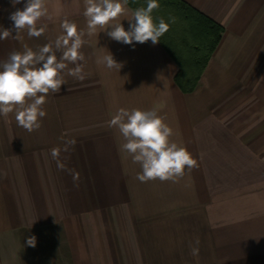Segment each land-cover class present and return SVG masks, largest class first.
<instances>
[{
	"label": "crops",
	"instance_id": "1",
	"mask_svg": "<svg viewBox=\"0 0 264 264\" xmlns=\"http://www.w3.org/2000/svg\"><path fill=\"white\" fill-rule=\"evenodd\" d=\"M183 1L224 28L190 93L160 42L123 44L102 29L87 36L84 0H45L52 19L37 27L46 31L30 38L24 30L22 39L9 16L26 0H0V28L13 35L0 40V63L25 44L35 51L53 42L65 18L86 41V78L65 70L38 130L0 115V264H264V0ZM108 51L120 71L97 64ZM119 108L155 109L198 167L175 183L137 180L140 165L109 126ZM55 147L77 181L57 168Z\"/></svg>",
	"mask_w": 264,
	"mask_h": 264
},
{
	"label": "clouds",
	"instance_id": "2",
	"mask_svg": "<svg viewBox=\"0 0 264 264\" xmlns=\"http://www.w3.org/2000/svg\"><path fill=\"white\" fill-rule=\"evenodd\" d=\"M11 2L15 6L21 0ZM127 4L128 0H84L87 36L98 35V29H102L112 40L123 44L159 43L160 37L169 30V25L163 18L158 24L154 22L151 14L159 7L158 0H147L146 7L132 11L130 16ZM121 17L129 21L127 30L121 23ZM42 18L52 19L45 0H26L23 9H17L9 16L16 32L15 38L22 39L20 33L24 30L30 38L43 35L47 25L37 27ZM60 27L62 34L53 42L35 51L25 44L22 51L11 52L8 59L0 63V115L15 113L18 126L28 132L41 127L42 119L46 116L42 106L50 92H60L66 83L63 75L66 69L68 76L78 80L86 78L84 64L80 63L86 62L85 55L80 51L86 43L83 38L85 31L78 30V25L66 18ZM11 36L12 29L0 28V40ZM57 51L62 52L59 59ZM69 63L76 66L68 68ZM97 64L118 71L122 67L109 51L97 58ZM109 126L118 129L123 138L121 151L127 153L134 164L140 165L141 172L136 176L140 182L158 179L175 183L185 176L186 169L191 172L198 167L197 159L187 148L172 141L173 129L155 109L119 108L111 114ZM75 143V140L66 141L63 151L67 152ZM61 151L60 147L51 149V157L56 161L57 168L69 171L75 182L79 179V173L66 168L60 159ZM26 244L36 247V236L28 237ZM191 254L198 256L199 248L192 247Z\"/></svg>",
	"mask_w": 264,
	"mask_h": 264
},
{
	"label": "trees",
	"instance_id": "3",
	"mask_svg": "<svg viewBox=\"0 0 264 264\" xmlns=\"http://www.w3.org/2000/svg\"><path fill=\"white\" fill-rule=\"evenodd\" d=\"M128 4L135 11L146 7L147 0H128ZM158 4L151 14L154 22L158 24L163 18L169 25L160 43L179 66L177 85L184 93H190L197 87L224 28L183 0H158Z\"/></svg>",
	"mask_w": 264,
	"mask_h": 264
}]
</instances>
